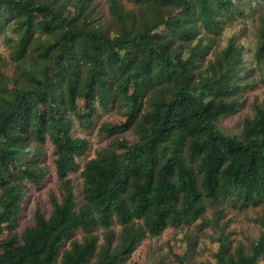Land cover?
I'll return each instance as SVG.
<instances>
[{
    "label": "trees",
    "instance_id": "obj_1",
    "mask_svg": "<svg viewBox=\"0 0 264 264\" xmlns=\"http://www.w3.org/2000/svg\"><path fill=\"white\" fill-rule=\"evenodd\" d=\"M65 2H73L75 10L68 13L61 6ZM135 2L137 9L125 10L110 0L118 21L112 34L82 18L91 11L89 0H0V36L15 16L20 60L29 51L35 15L49 23H43L47 39L40 41L41 58L25 67L31 83L10 96L0 94V222L16 221L26 182L46 179L39 145L48 140L57 147L62 188L61 199L51 196L48 216L37 207L34 224L16 242L2 245L0 264H123L145 233L205 217L209 204L264 203V103L244 120L240 135L226 134L217 124L238 109L246 70L243 45L232 36L219 48L218 40L226 17L243 14L253 0L247 6L241 0ZM250 10L248 21L256 16ZM259 18L254 58L262 65L264 11ZM208 51L213 57L204 60ZM146 97L153 108L150 119L137 124L138 140L123 139L119 148L98 155L95 167L103 174L85 180L78 205L70 171L89 141L70 131L75 117L82 127L90 122L79 116V99L92 109L97 102L124 107L127 121L105 124L104 135L132 127ZM36 143L38 157L26 158ZM18 165L26 168L16 173ZM114 222L123 228L117 243ZM97 225L104 228L98 252L99 237L93 234L60 252L72 230ZM226 250L222 245L218 264H264V232L250 253L240 249L227 257Z\"/></svg>",
    "mask_w": 264,
    "mask_h": 264
},
{
    "label": "rangeland",
    "instance_id": "obj_2",
    "mask_svg": "<svg viewBox=\"0 0 264 264\" xmlns=\"http://www.w3.org/2000/svg\"><path fill=\"white\" fill-rule=\"evenodd\" d=\"M118 1L125 10L137 9L135 0ZM247 1L241 0L242 6H247ZM89 2L91 11L84 14L82 18L85 16L89 20L90 27L98 26L110 29V31L112 30L111 33L114 34L118 29V21L115 17L113 18L110 12V0H89ZM262 3L264 0H253L252 7L247 6L243 10V14H237L235 18L226 17L223 34L218 40V47L223 48L228 44L229 38L234 36L236 43L244 47L246 70L242 73L243 78L240 81L244 85L237 95V98H240L239 107L235 112L221 117L217 123L218 127L229 135H240L244 120L253 116L256 105L264 103V64L259 65L254 58L256 48L260 44L258 26L260 24L259 15L264 11V4L262 5ZM61 6H64L68 13L75 10L73 2H65ZM250 9H253L254 14L256 12V16L248 21L246 17L248 13H251ZM15 20L17 19L13 16V22L0 36V94L8 96L12 95L17 88L31 83L26 78L25 67L33 68L32 58H41L39 57L42 49L40 41L47 39L45 35L47 31L43 27V23L49 24L42 15H35L32 25L33 36L29 41V51L24 55L25 61H23L17 57V49H15L20 38V33L17 32L18 21ZM201 35H205V31H201ZM212 57L213 52L208 51L204 60H209ZM86 103L85 99H79V116L83 120L90 121L89 125L82 127L78 119L73 116L75 118L70 131L73 137H84L89 141L85 155L76 158L75 165L70 171L76 188L78 205L83 203L81 190L85 180H99L103 174L102 169L95 167L98 155H105L115 148H119L118 142L123 139L130 142L137 141V124L140 121L149 120L148 114L153 108L150 98L146 97L142 101L141 110L132 127L103 135L100 130L105 124L119 125L127 121L128 116L124 112V107L116 103H109L105 106L101 102H97L95 109H92ZM62 112L63 109L59 114L62 115ZM51 141L48 140L47 143L39 145L42 152L39 160L48 169L46 179L39 185L26 182L27 191L16 221L0 222V252L2 245L16 242L26 228L34 224V213L37 207H40L48 216L52 210L51 196L55 194L58 199L62 198L61 183L55 165V159L58 157L57 147ZM37 145V143L31 145L24 156L29 159L38 157V153L35 151ZM23 168H26L25 165H18L15 172L18 173L19 169ZM111 230L117 236L115 242L117 243L123 230L122 225L114 222ZM263 232L264 203L258 206H246L242 205L241 202L209 204L205 217L197 218L188 223H170L160 234L145 233L135 250L123 264H181V262L183 264H218V253L222 245L226 246L227 257L236 255L240 249L250 253ZM103 233L104 228L98 225L91 231L75 228L64 239L60 252L71 248L74 242H83L90 234L99 237V244L96 249L98 252L103 243ZM95 258L91 259V263Z\"/></svg>",
    "mask_w": 264,
    "mask_h": 264
}]
</instances>
